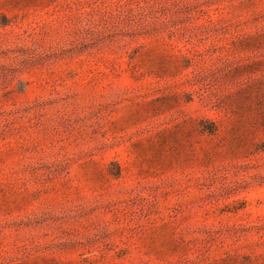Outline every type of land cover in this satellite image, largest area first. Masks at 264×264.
Instances as JSON below:
<instances>
[{
  "label": "rangeland",
  "instance_id": "rangeland-1",
  "mask_svg": "<svg viewBox=\"0 0 264 264\" xmlns=\"http://www.w3.org/2000/svg\"><path fill=\"white\" fill-rule=\"evenodd\" d=\"M0 264H264V0H0Z\"/></svg>",
  "mask_w": 264,
  "mask_h": 264
}]
</instances>
